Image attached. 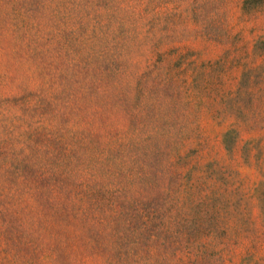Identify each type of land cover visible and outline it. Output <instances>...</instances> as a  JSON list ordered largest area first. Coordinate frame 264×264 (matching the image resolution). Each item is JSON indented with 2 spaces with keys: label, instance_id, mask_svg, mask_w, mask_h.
I'll return each instance as SVG.
<instances>
[{
  "label": "rangeland",
  "instance_id": "374dc122",
  "mask_svg": "<svg viewBox=\"0 0 264 264\" xmlns=\"http://www.w3.org/2000/svg\"><path fill=\"white\" fill-rule=\"evenodd\" d=\"M0 264H264V0H0Z\"/></svg>",
  "mask_w": 264,
  "mask_h": 264
}]
</instances>
